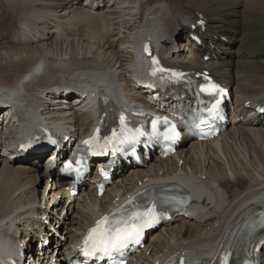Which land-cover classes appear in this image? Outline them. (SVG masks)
<instances>
[{"label": "bare ground", "instance_id": "obj_1", "mask_svg": "<svg viewBox=\"0 0 264 264\" xmlns=\"http://www.w3.org/2000/svg\"><path fill=\"white\" fill-rule=\"evenodd\" d=\"M77 2L0 0V71H15L12 79H0V101L9 104L7 113L13 109L10 123H18L8 126L1 141L32 138L28 132L39 128L62 135L59 139L86 135L96 117L89 99L97 93L110 99L101 112L107 121L112 113L126 111L131 117L139 105L148 106L134 88L144 69L136 56L140 42L149 43L170 69L212 75L231 90L241 119L214 140L184 142L169 158L122 171L100 198L88 192L78 202L56 206L45 159H0V234L15 244L13 228L19 223L20 237L30 238L29 251L40 237L52 241L33 259L65 264L71 245L105 215L130 202L138 206L148 189L161 192L175 184L191 192V217L161 227L129 264H172L186 256L215 264L235 226L264 209V116L253 117L256 106L264 107V0H108L107 7L69 10ZM20 9L24 15L13 16ZM191 29L210 52L207 61L193 43L177 50L174 41L182 47ZM169 51L175 53L171 59ZM68 91L88 93L87 98L73 94L71 100ZM56 92L60 97L51 102L61 103L48 105L41 98ZM44 178V190H38ZM41 216L48 224H40ZM67 218L76 225L63 229ZM59 221L60 229L51 230ZM261 255L264 260V249Z\"/></svg>", "mask_w": 264, "mask_h": 264}, {"label": "snow or ice", "instance_id": "obj_2", "mask_svg": "<svg viewBox=\"0 0 264 264\" xmlns=\"http://www.w3.org/2000/svg\"><path fill=\"white\" fill-rule=\"evenodd\" d=\"M145 51H148L147 47ZM159 70L164 71V69ZM152 74H156L155 69ZM215 88V85H210L204 91L211 92ZM121 119L123 120V117ZM153 127L155 128V123ZM113 136H115V133H113ZM84 143L90 144L91 142L85 141ZM159 215L155 210V206H152L144 210H134L119 219L110 220L109 217H104L101 221H98L95 228L90 230L81 251L86 257L97 256L99 253L98 258L102 259L105 256L111 258L114 252L126 248L129 243H139L144 229L152 227L158 221ZM224 262L227 264V255Z\"/></svg>", "mask_w": 264, "mask_h": 264}, {"label": "rangeland", "instance_id": "obj_3", "mask_svg": "<svg viewBox=\"0 0 264 264\" xmlns=\"http://www.w3.org/2000/svg\"><path fill=\"white\" fill-rule=\"evenodd\" d=\"M90 1L91 0H89V1H86V0H78V2L76 3V4H74L73 5V7L71 8V9H69V10H72L73 8H75V9H77V11L78 10H80L79 8H80V6H82V5H84L85 7H87L88 8V6H87V4L90 6L91 5V3H90ZM106 1L107 0H105V4L104 5H106L105 7H107L108 5H107V3H106ZM86 4V5H85ZM102 7V6H101ZM84 9H86V8H84ZM105 8H102L101 10H104ZM119 9V6L118 7H116V10H118ZM15 11H17V12H15ZM23 11L24 10H14V12H15V14L14 13H12L13 14V16H19V17H22L23 15H24V13H23ZM19 12V13H18ZM12 16V15H11ZM12 16V17H13ZM54 39V38H53ZM5 39L2 41L6 46H8V44L7 43H5ZM178 41V40H177ZM49 42L51 43V42H53V41H51V40H49ZM49 42H45V43H49ZM178 42H181V41H178ZM185 43H186V40H185ZM38 45V44H37ZM35 46V45H34ZM180 48H182L180 45H179V43H177V50L178 49H180ZM1 50H0V54H1ZM0 62H3L4 63V57H0ZM15 76V71H13V70H9V69H7V70H4V71H0V79H3V78H7L8 77V79H12L13 77ZM188 146V145H187ZM1 159V158H0ZM45 181V178L42 180V182L38 185V187H37V189L38 190H44V187H45V183H46V181ZM117 181V179H114L113 180V184L115 183ZM111 186V185H110ZM42 192V191H41ZM41 192H39V195L41 194ZM43 193V192H42ZM42 195V194H41ZM60 222H57V224H56V228H58V229H60V225H58ZM14 225V223H12V226ZM76 225V224H75ZM75 225H73L72 223H71V219L70 218H67V221H64V224H63V229L65 228V227H74ZM13 228V227H12ZM10 229H11V227H10ZM67 235H65V237H66ZM68 237L67 238H64V240H63V242H62V247H65L67 244H68ZM52 243V242H51ZM34 256H37V254H33ZM37 261V260H36Z\"/></svg>", "mask_w": 264, "mask_h": 264}]
</instances>
